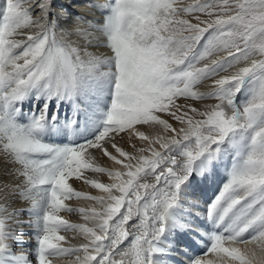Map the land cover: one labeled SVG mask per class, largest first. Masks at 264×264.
Masks as SVG:
<instances>
[{
	"label": "snow or ice",
	"instance_id": "obj_1",
	"mask_svg": "<svg viewBox=\"0 0 264 264\" xmlns=\"http://www.w3.org/2000/svg\"><path fill=\"white\" fill-rule=\"evenodd\" d=\"M88 6L65 30L53 0H0V264H264V0Z\"/></svg>",
	"mask_w": 264,
	"mask_h": 264
},
{
	"label": "rangeland",
	"instance_id": "obj_2",
	"mask_svg": "<svg viewBox=\"0 0 264 264\" xmlns=\"http://www.w3.org/2000/svg\"><path fill=\"white\" fill-rule=\"evenodd\" d=\"M108 2H109V0H84V1L83 0H73L70 3L72 5L75 4V3L76 4L73 5L72 8L74 7L75 9H78V11L77 12H74V11L72 12L71 9H69L67 6H62V4H63L62 1H61V3H58L57 0H53V9L57 13L58 21H59V24L62 26V28H64L65 30H72L76 26H79V27H86L87 26L83 21L77 19V15L84 16L86 19L93 20V21L102 19L101 18L102 17L101 12H99L95 8L89 7L88 6L89 4H91V3L103 4V3H108ZM190 2H192V0H184V3H186V4L190 3ZM84 8H86V9H84ZM60 11L64 12V14H60L59 13ZM33 18L34 19H38L37 14L33 13ZM27 30H29V32L38 31V29L33 30V28L32 29H27ZM58 35H59V33H58ZM67 39H69L71 41H76L78 38H76L75 35H72L70 37H67ZM204 83L199 87V91H201V92H206V91H203L204 90V87H203ZM179 102L181 104L185 103L184 100H180ZM208 102L209 103H215V101H201V102L188 101V103H194L195 106L198 107V108H201L204 104H207ZM165 118H167V117H165ZM174 126H178V125L174 124ZM145 128H146V132H150L153 135H155L159 131V129H149L147 127H145ZM132 143H136L137 146H140V142L137 139L133 140ZM121 146H122V144H121ZM125 149L127 151H132V148L130 147V145L125 147ZM105 167H108V166H105ZM113 167H115V165L111 161V167L110 168H113ZM102 176L107 178L106 179L107 182H110L109 178L106 175H102ZM91 195H103V193H101L99 190L95 189L94 193H92ZM2 197H3V193H0V202L1 201L3 202ZM28 202H30V201H28ZM79 202L81 203V205H80L81 207H90V206L99 207V205H94V202H91V201L79 200ZM74 214H75L76 218L80 221V222H78L77 219H75L74 222H76V221H77V223H84L85 222L83 220V218L80 216V214L79 215H77L78 213H74ZM13 227H16L17 231H23L22 228L17 227L16 225H13ZM62 234H65L66 236H68L70 238L73 235H75L73 233H62ZM79 240H80V237L77 235L76 239L72 240V242L73 243H78ZM25 248H26V245L23 246V250H26ZM20 250H22V249L18 247L17 251H20ZM54 264H63V261L62 260H55Z\"/></svg>",
	"mask_w": 264,
	"mask_h": 264
},
{
	"label": "bare ground",
	"instance_id": "obj_3",
	"mask_svg": "<svg viewBox=\"0 0 264 264\" xmlns=\"http://www.w3.org/2000/svg\"><path fill=\"white\" fill-rule=\"evenodd\" d=\"M84 1V0H83ZM58 3H61V0H57ZM35 3V1L33 0V4ZM191 3V2H190ZM76 4V3H75ZM73 4V5H75ZM62 6H65L64 4H62ZM69 9H71V11L73 12H77L78 10L75 9V8H72V6L69 7ZM86 9V8H84ZM60 14H64V12H59ZM36 14V13H34ZM89 17V16H88ZM102 18V17H101ZM33 30H35V28H33ZM26 31V30H25ZM29 32V30H27ZM35 32V31H34ZM77 38V37H76ZM103 50V49H102ZM103 51H107V50H103ZM211 81H207L204 83L203 87H204V90L203 91H210L211 90ZM209 103V102H208ZM174 123V122H173ZM175 124V123H174ZM142 131H146V128L145 127H142L141 128ZM123 135V134H122ZM135 140V139H134ZM118 143L122 144V146L124 147H127L129 145V142H128V137L127 135H123V138L122 139H119L118 140ZM124 144V145H123ZM111 150V149H110ZM92 151V154L95 155L97 157V163H99L101 166H108L109 168L111 167V161L109 159H107L106 157H102L101 154L99 153L98 150H91ZM86 175L89 177V178H93V179H98L100 180L101 182H104V183H108L107 182V178L102 176L101 174H95V173H86ZM72 186L78 190V191H83V192H87V193H94L95 189H93L91 186L83 183L81 180H77V179H72L69 181ZM208 189V188H207ZM203 200H204V197L202 195L201 197V205L203 206ZM83 201V200H82ZM4 202V201H3ZM2 201L0 203H3ZM67 204H69L71 207H74V208H79L81 207V203L79 202V200L77 199H73V200H70V201H66ZM14 207L15 208H18V209H28L31 207V203L28 202V201H25V200H19L18 203L14 204ZM62 215L68 219L70 222H73V223H77L80 222L74 213H62ZM79 215V213L77 214ZM18 219L20 221H24V222H28L30 221L32 218L29 217L27 215V213H23L21 214ZM75 219H77L76 222ZM23 231L26 233V235L23 237V239L27 242L26 243V248L27 249L26 251L28 252V254L30 255L31 257V254H32V246L35 244V238L34 236L30 235L34 229L32 228H28V227H22ZM65 235V234H64ZM70 238V237H69ZM182 257V258H181ZM177 259H181L182 261L185 260V257H183L182 255H176L174 254V257H173V260L171 261V264H179L180 261H178Z\"/></svg>",
	"mask_w": 264,
	"mask_h": 264
}]
</instances>
